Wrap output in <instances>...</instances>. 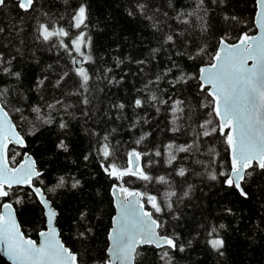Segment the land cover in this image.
<instances>
[{
	"label": "snow or ice",
	"instance_id": "obj_1",
	"mask_svg": "<svg viewBox=\"0 0 264 264\" xmlns=\"http://www.w3.org/2000/svg\"><path fill=\"white\" fill-rule=\"evenodd\" d=\"M14 3L21 12L33 14L35 39L68 53L71 68L48 64L47 70H42L26 87L27 77L19 70L20 49L7 55L0 50V252L12 264H88L78 250L62 239L57 227L60 214L52 198L62 189H83V173L78 174L77 166L51 177L30 149L28 137L56 127V149L71 156L72 122L83 117L86 124L90 119L95 83L104 81L117 87L123 84L128 72L113 74L124 64L122 60H117L113 67L98 69V75L85 67L97 63L92 54V37L86 31L93 16L88 0H63L65 14H57L55 21L49 12L41 11L40 0H14ZM209 3L225 9L222 19L228 23L211 52L207 42L197 39L199 36L206 41L210 27L206 0H192L191 10L181 0H119L123 13L146 24L158 41L150 57L129 61L137 65L138 73L143 74L144 65L163 55L166 46L172 49L167 53L163 72L153 73L137 88L132 106L141 111L154 109L159 114L161 106L169 105L173 115L169 131L175 136L181 131L176 121L185 112L186 101L175 94L167 99L157 94L161 80L172 77L168 81L172 88L196 82L195 94L206 93L207 103L201 106L211 109L208 113L211 118L201 122L196 134L182 144L173 138L162 147L141 150L140 146L152 135L144 132L123 157L122 146L113 135L115 128L100 131L82 126L83 133L93 141L89 144L90 151L82 154L84 166L87 168L94 161L104 176L115 181L109 191L116 214L111 217L107 234L110 242L107 259L101 257L99 264H135L139 249L145 245L157 250L159 264H175L173 254L184 253L186 247L177 231L180 225L170 224L165 217L181 220L177 205L196 190L191 177L209 182L208 191L203 192L205 197L214 190L223 196L222 189H229L246 201L251 198L250 184L254 177L264 176V0H253L255 12L251 24L242 15L226 11L230 6L228 0ZM6 7L8 0H0V9ZM253 28L258 30L256 34ZM4 31L0 26V33ZM187 62L198 70L187 71ZM73 76L76 82L69 84ZM10 104L13 106L9 107ZM112 107L123 112L126 104L121 102ZM139 123L141 120H136L132 128ZM143 123H148L147 118ZM217 134L227 145V165L211 139ZM161 162L168 171L152 175L153 167ZM133 179L158 184L163 191L156 194L139 191L131 187ZM29 203L41 210L44 226L38 232L39 242L22 230L17 220L16 206ZM93 212L94 209L84 205L72 219L75 239L87 241L94 235ZM224 213L235 215L232 207H225ZM260 224H264V217ZM228 227L226 223H209L203 229L207 247L220 257L226 249V236L222 232ZM191 244L188 240L187 246Z\"/></svg>",
	"mask_w": 264,
	"mask_h": 264
},
{
	"label": "trees",
	"instance_id": "obj_2",
	"mask_svg": "<svg viewBox=\"0 0 264 264\" xmlns=\"http://www.w3.org/2000/svg\"><path fill=\"white\" fill-rule=\"evenodd\" d=\"M88 3L91 5L93 16L92 24L86 31L92 37V54L97 63L86 64L85 67L98 75V69L113 67L117 60H122L124 64L119 70H114L113 74L120 76L126 71L128 75H125L123 84L117 87H112L104 81L95 83V100L90 119L86 124L83 117H79V122L76 119L72 122L71 156H66L56 149L55 145L58 143L56 127L46 128L36 136L28 137V140L33 154L37 156L42 167L47 169L51 177L62 174L66 169L71 171L79 166L78 174L83 173L81 177L84 182L83 189H62L52 198L60 214L58 226L63 234L62 239L70 248L78 250L83 258L88 260V264H99L101 257L107 259L106 248L109 245L107 234L111 227V217L115 214L109 189L115 181L104 176L94 161L87 168L84 166L82 154L90 151L89 144L93 141L83 133L82 126L94 127L100 131H110L115 128L116 132L113 135L122 146L120 155L123 157L130 147L135 146V141L144 132H151L152 135L140 146L141 150H151L153 146L162 147L173 138L177 144L190 140L196 134L199 124L210 117L208 113L211 109L201 106L207 103L206 93L195 94L197 91L195 81L172 88L168 83L172 77L161 80L157 86V94L162 99L175 94L186 101L185 112L179 114L180 119L176 121V125L181 129L179 133L174 136L169 131V128L173 126V115L169 111V105L161 106L159 114L154 109L141 111L134 108L132 100L137 88L142 87V81L148 79L153 73L163 72L167 65V53L172 49L166 46L163 55H158L154 61L144 65L143 74L138 73L137 65L129 61L150 57L151 49L158 46L156 36L142 21L127 17L119 7V0H88ZM228 3L230 6L226 11L229 14L242 15L248 24L252 23L255 12L253 0H228ZM181 4L188 5L191 10L192 0H181ZM40 5L41 11L49 12L53 21L57 19V14H65L63 0H40ZM206 6L210 27L205 34L206 41L199 36L197 39L201 43L207 42L211 52L215 48L218 36L224 28L228 27V23L222 19L225 9L210 4L209 0H206ZM32 15L17 9L14 0H8V7L0 9V26L5 28V31L0 33V50L7 55L15 54L16 48L20 49L19 70L27 77L26 87L35 76L41 74L42 70H47L48 64H53L57 68H71V57L68 53L59 47L35 39L36 20L32 19ZM255 31L256 29L253 28V33ZM236 34L233 33V35ZM204 59L206 60L207 57ZM186 70L197 71L198 69L191 62H187ZM75 82L76 78L73 76L69 84ZM100 88L104 91H99ZM49 92H51L50 86ZM56 94L59 95V93ZM121 102L126 104L123 112L112 107ZM12 106V104L9 105V107ZM78 107L83 106L78 105ZM144 118H147L148 123H143ZM138 119L141 123L133 129L132 124ZM23 127L27 130L28 125L25 124ZM211 139L227 165L229 154L227 145L223 143V137L217 134ZM153 159L158 158L153 157ZM121 162L123 163L124 160L122 159ZM166 171L168 170L161 162L153 167L151 174L161 175ZM92 173L95 175L93 176ZM190 182L195 185L196 190L189 198L177 205L182 213L181 220L171 221L170 217H165L169 219L170 224L180 225L177 231L181 233L182 242L186 247L184 253L173 254L175 264H264V224H260L261 218L264 217V176L254 177L250 184L251 198L246 201L229 189H222L223 196L218 195L214 190L205 197L203 192L208 191L207 183L209 182L202 183L198 177H191ZM130 185L134 189L150 194L163 191L158 184L134 179L130 181ZM84 205L94 209L95 228L92 237L87 241H80L74 238L75 229L72 228V219ZM225 207H232L235 215H226ZM16 208L22 229L37 239L39 230L44 226L40 208L30 203L23 206L17 205ZM209 223L229 225L227 231L222 232V235L226 236L223 257L218 256L205 243L206 233L203 229ZM188 240L192 241L191 247L187 246ZM156 252L157 250L152 246H143L139 249L135 264H159ZM89 257L92 259H88Z\"/></svg>",
	"mask_w": 264,
	"mask_h": 264
},
{
	"label": "water",
	"instance_id": "obj_3",
	"mask_svg": "<svg viewBox=\"0 0 264 264\" xmlns=\"http://www.w3.org/2000/svg\"><path fill=\"white\" fill-rule=\"evenodd\" d=\"M256 32H258V30L256 29V31L253 34H256ZM140 191V190H139ZM58 211V210H57ZM115 214H116V210H115ZM114 214V215H115ZM17 220L19 221L18 215H17ZM20 222V221H19ZM22 227V226H21ZM57 227L59 228L58 224ZM23 230V229H22ZM33 238V237H31ZM36 239V238H33ZM40 237L38 236V238L36 239L37 242H39ZM110 243V242H109ZM109 246V245H108ZM146 246V245H145ZM0 264H12V261H10L8 259V257L6 255H4L2 252H0Z\"/></svg>",
	"mask_w": 264,
	"mask_h": 264
},
{
	"label": "rangeland",
	"instance_id": "obj_4",
	"mask_svg": "<svg viewBox=\"0 0 264 264\" xmlns=\"http://www.w3.org/2000/svg\"><path fill=\"white\" fill-rule=\"evenodd\" d=\"M211 117H209L208 119H210Z\"/></svg>",
	"mask_w": 264,
	"mask_h": 264
}]
</instances>
